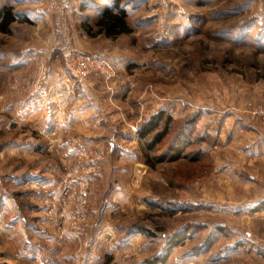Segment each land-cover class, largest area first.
I'll return each mask as SVG.
<instances>
[{"label": "rangeland", "instance_id": "1", "mask_svg": "<svg viewBox=\"0 0 264 264\" xmlns=\"http://www.w3.org/2000/svg\"><path fill=\"white\" fill-rule=\"evenodd\" d=\"M113 2L0 0L17 18L0 32V117L96 103L106 136L11 156L27 128L0 124V264H119L124 249L128 264H244L264 245V1L121 0L130 32L107 37ZM66 53L115 74L76 82Z\"/></svg>", "mask_w": 264, "mask_h": 264}, {"label": "crops", "instance_id": "2", "mask_svg": "<svg viewBox=\"0 0 264 264\" xmlns=\"http://www.w3.org/2000/svg\"><path fill=\"white\" fill-rule=\"evenodd\" d=\"M52 93H56L55 90ZM50 99L52 98H45V103H12L11 110L15 112L16 119L9 121L3 119V116L0 117V124L4 129L13 131L21 130L20 127L27 128L23 134L25 139L22 138L20 143L13 142L10 146L8 152L11 156L26 151L34 155V141L42 144V151L56 150L66 153V157H69L71 151L83 146L82 143L105 140L101 118L92 106L96 103L72 102L68 98L63 99L61 103H47L46 100ZM4 149L3 146L0 147V154H3ZM73 168L67 167L64 170L76 173ZM252 215L256 217L255 213ZM262 216L261 218H264V214ZM262 228L259 227L258 232L264 234V225ZM254 243L252 252L249 253L251 255L248 254L251 259L246 258L244 264H264V245ZM238 250L240 251L239 248Z\"/></svg>", "mask_w": 264, "mask_h": 264}, {"label": "built area", "instance_id": "3", "mask_svg": "<svg viewBox=\"0 0 264 264\" xmlns=\"http://www.w3.org/2000/svg\"><path fill=\"white\" fill-rule=\"evenodd\" d=\"M264 1V0H262ZM63 62L66 69L72 75V79L76 82L82 83L86 82L91 75H100L105 78H113L115 72L114 67L111 66L103 59H98L92 56L76 54V53H66L63 55ZM70 82L69 79H66ZM70 93H73V86L70 84L68 88ZM259 115L264 116V110L260 109L258 111ZM81 156L88 162L95 163L99 161L100 155L91 152H82ZM85 203V202H84ZM83 204L80 203L75 210L76 220L72 223L74 226L79 227L85 220L82 214ZM130 250L124 249L120 254L119 264H128L127 260L129 258Z\"/></svg>", "mask_w": 264, "mask_h": 264}, {"label": "trees", "instance_id": "4", "mask_svg": "<svg viewBox=\"0 0 264 264\" xmlns=\"http://www.w3.org/2000/svg\"><path fill=\"white\" fill-rule=\"evenodd\" d=\"M121 0H114L110 7H106L103 9L100 17L96 21L95 26L98 28L99 33L105 34L107 37H117L121 34L129 33L130 30L127 28L125 23V12L120 8ZM17 20L16 15L13 13L10 7H3L0 10V32L8 33L10 30V26ZM147 129H143L139 132V139H143L146 136ZM150 130H153L151 127ZM180 147L181 142H180ZM147 148L151 150V146L147 145ZM177 152L178 148L175 149ZM146 162L147 158H146ZM164 260L163 258L161 261ZM160 261V259H159ZM158 262V261H157Z\"/></svg>", "mask_w": 264, "mask_h": 264}]
</instances>
